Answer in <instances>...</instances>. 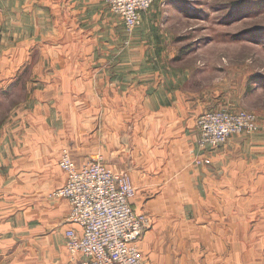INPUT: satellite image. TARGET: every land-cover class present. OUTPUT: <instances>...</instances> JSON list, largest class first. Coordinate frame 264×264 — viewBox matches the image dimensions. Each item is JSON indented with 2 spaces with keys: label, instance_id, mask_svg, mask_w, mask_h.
<instances>
[{
  "label": "rangeland",
  "instance_id": "1",
  "mask_svg": "<svg viewBox=\"0 0 264 264\" xmlns=\"http://www.w3.org/2000/svg\"><path fill=\"white\" fill-rule=\"evenodd\" d=\"M7 2L8 0H4L3 5H0V218L6 220L16 210L39 205L40 199L35 198L28 187L30 175H25L29 168L26 159L31 157V144L33 152L39 154L42 151L41 142L49 143L60 137L64 143L56 151L58 160L65 150L73 161V156L82 151L81 147L75 148L79 142L84 147L92 145L91 148L96 147V155L105 165L114 172L128 174L131 180L135 190L132 203L149 221L138 245L143 260L147 262L141 250L145 233L154 226L158 228L160 223L183 220V215L178 213H156V207L144 211L147 203L153 205L155 200H160L157 195L160 192L166 193L167 185L174 188L176 183L170 181V178L167 182L163 180L158 183L159 186L156 184L159 192L154 195L150 180L153 173L145 175L139 172L145 169L142 163L145 155L134 148L136 142L143 143L139 131L146 127L147 138L151 139L153 128L161 120L153 116L156 102L147 100L146 96H151L156 85L162 84V95L178 91L179 95H183H180L181 99L191 105L187 107L188 111L192 110L197 118L205 112L219 111H246L256 116L259 130L255 134L234 136L220 145L224 147L229 142L240 144L239 149L225 156L230 161V164L229 161L226 163V173L246 175L244 179L239 178L234 183L238 187L236 193H239V197H225V211L221 212H217L215 208L217 200L209 198L204 222L212 226L225 219L227 223L228 218L232 217L227 205L233 199L236 202L234 215L238 217L240 229L229 232L216 228L214 233L238 235L235 236L238 237L239 245H234L232 250L240 251L245 260L242 258L237 264H264V84H253L252 81L253 78H264L263 34L254 33L264 31V0H155L142 15L140 25L130 35L125 32L116 16L110 11L107 14L101 10V13L109 17L108 24L104 22V18H98L96 23L98 47L101 49L105 43L108 44L106 40H109V32H112L113 43L122 41L117 39L121 30L126 35L121 42L124 48L122 57L127 60L125 62L128 66L127 71L122 72L123 77L127 78H123L126 86L124 89H118L117 85L112 88L114 92H126L128 101L127 105L122 104L124 110L113 108L112 111L111 107L118 105L119 108L121 103L104 102L99 93L96 94V102L90 103L87 94L84 103L75 101L74 106L81 107L79 116L66 121L77 122L80 133L73 131V128L67 132L61 125H57L55 118H48V122L54 123L44 126L39 104L55 93L50 96V108L54 105L56 109V104L63 105L66 89L77 92L79 87L67 85L64 81L57 83L58 79L71 77L73 83L77 77L83 82L89 76L90 64L94 70L97 69L98 75L106 74L104 53L98 50L90 55L87 48L81 53L73 52L78 40L74 42L72 37L64 34L63 37H57L58 23L66 9L59 0H18L17 5H9ZM137 30L140 32L136 37ZM46 33L49 37H46ZM83 42L82 39L81 43ZM113 60L115 61V57ZM46 77H51L49 85L45 82ZM81 87L87 88L83 83ZM169 104L160 102L161 106ZM90 105L98 109L97 117L87 116L84 112ZM44 112L47 114L46 106ZM197 118L194 120L195 128ZM108 129L116 132L108 133ZM197 132L199 140V131ZM198 140V151L205 153L207 150L198 147ZM148 141V145H153L151 140ZM118 142L125 147L121 158H117ZM220 146L208 148L207 152L215 153L221 149ZM175 148H179L178 143L172 148L164 146L159 151L161 157L167 160L172 157L171 161L175 163L178 157L173 154ZM151 152L152 150L149 155ZM177 152L179 156L186 158L183 151ZM105 154L108 159L106 161L103 160ZM190 161L195 168H202L199 156ZM49 164V169L55 168L50 161ZM108 164L120 165V168L116 171ZM177 172L174 166L170 175L166 176H173ZM183 185L185 186L183 182L178 183L179 187ZM50 194L51 192L46 200L51 199ZM250 194L255 196L247 198ZM171 199L172 196L161 199L165 205L163 209H171ZM222 201L223 199H218L217 204L220 206ZM15 228L18 227L14 221L10 222V227L0 225V264H14V259L10 260L14 253L31 252L32 247L27 246L26 250L24 246L28 235ZM172 233L173 230L164 229L157 236L161 237V243L165 247L172 242L169 241ZM226 248L230 251L228 246ZM213 249L215 246L210 245L209 250ZM33 250L34 254L38 252L40 256L44 255L46 247L38 244ZM249 253L254 254L250 261ZM200 264L228 263L204 256Z\"/></svg>",
  "mask_w": 264,
  "mask_h": 264
},
{
  "label": "crops",
  "instance_id": "2",
  "mask_svg": "<svg viewBox=\"0 0 264 264\" xmlns=\"http://www.w3.org/2000/svg\"><path fill=\"white\" fill-rule=\"evenodd\" d=\"M3 3L4 0H0V5H3ZM59 3L65 6L66 9L60 19V23H58L57 32L59 33H57V37H63L64 34V36L72 37L74 42L78 40L79 42L77 48L74 49L73 52L81 53L85 51V48H87V52L90 55L100 50V53H104L106 57V74L98 75L97 69L94 70L90 64L89 76L87 79H82L83 82L77 77L73 80V83L70 80L71 77L64 78L63 80L58 79L57 83L64 81L67 85L72 84V86L79 87L77 92L75 90H69L68 88L66 89V93L63 95V105L56 104V109L54 105L50 108L49 99L50 96L55 93L48 96L45 101L42 100L39 104L43 112L42 118L44 119L41 121L45 122L44 126H49L51 123H54V121L48 122V118H55L57 125H61L67 132H70V128H73V131L80 133L77 122L75 124L74 120L66 121V119L78 118L81 107L77 108V106H74V103H76L75 101H82L84 103V97H86V94L88 95L90 103L97 101V93L101 94V99L104 102L109 101L111 103H121L119 108L117 105L111 107L110 111H112L113 108L122 110L123 103L127 105L128 99L126 92H114L112 88L117 85L118 89H124L126 86V82H124V80L127 78L123 77L122 72L127 71L128 66L125 62L127 60L122 57L124 55V48L121 44L126 35L124 31L121 30L120 36H118L117 39L120 38L122 41L117 40L116 43H113L114 40H112V32H109V40H106L108 44L105 43L104 47H101L100 49L97 43L98 35L96 31V23L98 18H104V22L108 24L109 15H107V12L109 9H106V6L102 3H91L89 0H59ZM7 4L17 5L18 0H8ZM101 10L105 11L107 14L105 15L101 13ZM120 24L122 25L121 22ZM136 32L135 36L137 37L140 31L137 30ZM45 35L46 37H49L48 33ZM82 39L84 40L83 43H81ZM81 47L83 50H81ZM114 57L115 61L113 60ZM90 58L92 59V57ZM99 70H101V68ZM115 74L117 76L116 78ZM98 76L99 78H97ZM120 76L122 77L120 78ZM50 80L51 77H46L45 82L47 85H49ZM68 81L70 82L67 83ZM81 83L87 86V88L85 89L81 87ZM161 86L162 84L156 85L153 94L151 96H146L147 100H153L156 102V112H154L155 114L153 116L160 118L161 120L156 125L157 127L153 128V136L151 139L147 138L146 127L139 131V135L142 138L143 143L140 141L136 142V146L134 148L136 151L144 153L145 155L144 160L142 161L145 169H142L139 172L145 175L151 172L153 173L150 180L152 182L151 187L154 195H156L157 191L159 192L158 183H161L163 180L166 181L170 178V181H174L176 186L174 188H170L171 185H167L166 193L160 192L159 195H157L160 200H155L153 205H149L150 203H147L144 206V211L149 210L148 208L152 209V207H156L157 209L154 210L156 213H165L166 211L178 213L183 215V220L160 223L158 228L154 226L150 231L145 233V237L141 242V250L147 259L146 263L184 264L186 262H192L193 264H200L203 261L204 256L207 259L211 256L217 260L225 261L228 264H237L242 261V258L245 260V257H241L242 253H240V251L235 252L234 249L232 250L234 245H239L237 242L238 237H236L238 235L236 233H233L232 235H226L224 232L214 233L216 228L217 230L220 229L222 231L226 229L229 232L240 229L238 217L234 215L236 211V202L232 199V201H229V204L227 205L229 214L232 215V217L230 216L228 218L229 220H227V223H225L226 220L224 219V222L222 223H217L212 226L207 225V222H204V219H206L204 215L208 213L207 208L208 202L210 203L209 198L217 200V202L215 201V208L217 209V212H221L225 211V197H239V193H236L238 187L235 186L234 183L239 181V178L244 179L246 175L241 174L239 176L237 174H233V172L226 173L225 167L229 159L225 156L233 153L234 150L239 149L240 144L229 142L224 147L220 146L221 149L215 151V153L212 152L210 154L207 152L208 149H206L207 151L205 153H200L196 147L198 132L194 123L197 115H193L191 112L192 110L190 111V109L188 111L187 107L191 105L181 99V96L183 95L180 94V96L178 91L162 95L161 91L163 89ZM100 91H102V93ZM109 91L111 94H109ZM79 94L80 96L82 95V98ZM94 94L95 97L93 98ZM160 102H168L170 104L168 106H161ZM180 104H182V106ZM45 106L47 114L44 112ZM84 112L87 116L97 117L98 109L94 108L93 105H90ZM106 112L109 111L106 110ZM103 114H101V116H103ZM164 119L168 121H165ZM107 132L114 133L116 131L108 129ZM57 138L58 137L49 143L41 142L42 151H40L41 153L39 154L33 152V144H31V157L30 159H26L29 168L25 171V175H30L28 187L31 194L35 198L40 199L38 200L39 205L30 209L26 208L16 210L15 213L6 220L0 218L2 220L0 221V225L4 224L9 227L10 222L14 221L18 227L15 229L23 230L28 235V237L25 238L28 241H24L26 250L27 246L32 247L31 252L28 254L14 253L11 255L10 260L14 259V264H80L81 262L82 258L80 256L70 257L64 246V231L70 226L66 223L69 213L67 201L63 199L46 200V197L50 192L61 187L65 182V175L57 166L58 158L56 152L59 145L64 143V141L60 137L59 140H57ZM148 140H151V144L153 143V145H148ZM173 143L179 144V148L173 149V154L178 156L174 161L175 163L171 161L173 160L172 157L167 160L161 157V153L159 152L162 151L164 146L165 148L174 147L175 144ZM79 147H81V153L73 156V159L78 166L83 165V163H85L88 159L96 155L95 146H93L94 149L91 148L92 145L84 147L81 146L79 142L75 148L79 149ZM116 148L119 150L117 152V158H121L125 147L118 142L116 144ZM150 150H152V152L149 155ZM178 150L183 151L186 158L179 156L177 152ZM196 156H199V159H201L202 168H195L192 165L190 160L194 159ZM106 159L107 157L105 154L103 160L106 161ZM49 161L55 166V168H51L52 170L48 168L50 165ZM174 166L178 172L173 176H166L170 175ZM110 167L117 171L119 170L120 165H110ZM248 178L251 179L249 176ZM261 179L262 177L260 180ZM244 181H246V179ZM180 182H183L185 186L183 185V187H179L178 183ZM226 183H228V186H225ZM230 191H233V193H230ZM169 196H172L171 204L173 205L169 206L171 209L168 207L163 209L165 205L162 204L161 199ZM251 196L254 197L255 194H250L247 198ZM218 199H223L220 206L217 204ZM157 204L160 205L157 206ZM132 205L134 210L140 213L134 207L133 203ZM164 229L174 231L171 239L169 240L172 242L168 243L167 247L161 243L163 241L160 239L161 237H157L158 235H161V231ZM210 230L213 231V234ZM209 236L212 237L209 238ZM38 244L46 247L44 255L39 256L38 252L36 254H34L35 252L33 253V247H37ZM210 245L215 246V249L209 250ZM226 246L229 247L230 251L226 248ZM249 254L248 260L250 261L251 256L254 254ZM252 258L253 260H257V258Z\"/></svg>",
  "mask_w": 264,
  "mask_h": 264
},
{
  "label": "built area",
  "instance_id": "3",
  "mask_svg": "<svg viewBox=\"0 0 264 264\" xmlns=\"http://www.w3.org/2000/svg\"><path fill=\"white\" fill-rule=\"evenodd\" d=\"M91 1L104 4L130 35L155 0ZM196 128L201 150L259 130L256 116L246 111L205 112ZM57 164L65 182L50 198L68 203L70 226L64 231V246L70 257L80 256V264H147L138 245L149 221L133 208L135 190L128 174L112 171L97 155L78 166L65 150Z\"/></svg>",
  "mask_w": 264,
  "mask_h": 264
},
{
  "label": "trees",
  "instance_id": "4",
  "mask_svg": "<svg viewBox=\"0 0 264 264\" xmlns=\"http://www.w3.org/2000/svg\"><path fill=\"white\" fill-rule=\"evenodd\" d=\"M236 11H238V9H237ZM236 11H235V12H236ZM259 30H260V29H259ZM257 32H261V33L263 34L262 36H263V39H264V31H262V30H261V31H255L254 33H257ZM255 38H257V37H255ZM254 41H258V40H254ZM252 81H254L253 84H258V85H259V84H260V85H261V84H264V78H263V79L260 78V77H259V78H255V79L253 78ZM253 86H255V85H253ZM254 88H255V87H254Z\"/></svg>",
  "mask_w": 264,
  "mask_h": 264
}]
</instances>
